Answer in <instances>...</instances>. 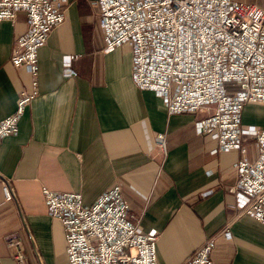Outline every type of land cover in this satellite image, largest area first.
Returning <instances> with one entry per match:
<instances>
[{
  "label": "crops",
  "instance_id": "1",
  "mask_svg": "<svg viewBox=\"0 0 264 264\" xmlns=\"http://www.w3.org/2000/svg\"><path fill=\"white\" fill-rule=\"evenodd\" d=\"M100 15L97 0H69L65 22L39 50L38 95L18 132L0 143V264H18L12 241L21 243L27 264H70L64 226L49 215L42 189L81 193L91 205L115 186L144 231L159 235L158 264H188L212 238L214 264H264V225L229 192L245 156L214 153L217 141L196 128L206 113L169 115L160 97L140 90L132 55L105 52ZM27 30L23 12L0 22V121L17 111L21 92H34L31 72L11 63ZM65 56H75L70 77ZM244 145L255 162L256 142Z\"/></svg>",
  "mask_w": 264,
  "mask_h": 264
},
{
  "label": "built area",
  "instance_id": "2",
  "mask_svg": "<svg viewBox=\"0 0 264 264\" xmlns=\"http://www.w3.org/2000/svg\"><path fill=\"white\" fill-rule=\"evenodd\" d=\"M97 0L105 52L124 49L133 57V80L143 91L160 97L169 115L206 113L197 121L199 134L212 136L218 152L239 151L237 177L229 192L239 209L264 225V126H244L248 105L264 106V0ZM69 0H0V22L26 13L28 30L11 58L34 77V92H21L17 111L0 121V143L19 130L27 105L38 95V54L52 32L65 22ZM75 56L63 59L70 77ZM256 142L258 159L249 162L244 143ZM166 149V136L156 137ZM49 215L65 230L70 264H158L159 235L146 232L119 186L91 205L81 193L42 189ZM8 202L15 199L7 186ZM225 235L230 237L226 230ZM13 259L27 264L20 242ZM215 240H207L188 264H214Z\"/></svg>",
  "mask_w": 264,
  "mask_h": 264
},
{
  "label": "rangeland",
  "instance_id": "3",
  "mask_svg": "<svg viewBox=\"0 0 264 264\" xmlns=\"http://www.w3.org/2000/svg\"><path fill=\"white\" fill-rule=\"evenodd\" d=\"M245 2H251L258 5L262 4V0H239ZM244 119L247 124H254L257 126H264V106L248 105L244 111Z\"/></svg>",
  "mask_w": 264,
  "mask_h": 264
}]
</instances>
